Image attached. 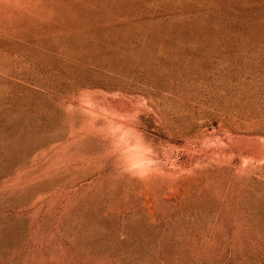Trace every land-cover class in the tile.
I'll return each instance as SVG.
<instances>
[{
  "label": "rangeland",
  "instance_id": "374dc122",
  "mask_svg": "<svg viewBox=\"0 0 264 264\" xmlns=\"http://www.w3.org/2000/svg\"><path fill=\"white\" fill-rule=\"evenodd\" d=\"M0 264H264V0H0Z\"/></svg>",
  "mask_w": 264,
  "mask_h": 264
}]
</instances>
